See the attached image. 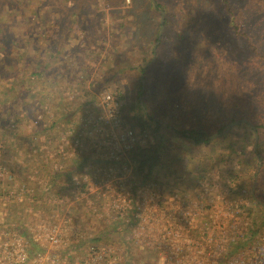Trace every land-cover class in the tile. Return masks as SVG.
Returning a JSON list of instances; mask_svg holds the SVG:
<instances>
[{"label": "rangeland", "instance_id": "374dc122", "mask_svg": "<svg viewBox=\"0 0 264 264\" xmlns=\"http://www.w3.org/2000/svg\"><path fill=\"white\" fill-rule=\"evenodd\" d=\"M93 3L101 5L103 13L99 17V14L93 12L95 16H89L91 20L81 21L83 30L91 29L98 23V19L103 27H108L107 14L111 10L127 11L130 9V0H125L124 6L115 7H106L101 4L100 0H93ZM56 4L57 0H32V5L26 9L24 16L19 17V21L17 19L13 21L14 17H9L3 8L0 14V25L13 36H8L7 39L10 45L5 53L7 59L5 65L13 64L17 69L12 74L13 77L19 74L17 77L19 84L12 87L16 105H11L12 100H10L8 107L0 106V113L4 109L11 108L14 111L13 114H16L21 104L19 98L22 97L21 95H26L30 87V93L37 101L40 100L41 105L43 104L36 116V120L42 121L38 125L49 130L47 137H42L41 133L36 132L35 124L33 126L28 124L24 128L21 123L20 144H14L16 148H13L12 141H9L5 146L8 150L17 151L18 154L17 156L11 154V161H0V166L5 167L12 175L11 181L0 180V242L4 234L15 231L27 242L28 251L31 249V244H36L44 253L38 255L40 256L38 260L31 261L30 264H84L91 247H98L106 252L113 250L122 263L148 264L150 258H153L152 253L145 247L135 245L127 239L129 234L127 217L124 216L121 219L119 216L117 219L112 215V208L117 210L111 195L120 193L118 184H115L121 181L120 178L127 182L131 190L153 186L152 189L161 193L165 200L173 194L193 197L202 191L205 180H216L221 184L229 206L238 207L242 212L244 226L245 224L252 226L253 222L260 225L264 212L255 206L252 198L258 175L257 159L253 157L255 143L252 141L249 128L243 123H239L240 126L235 124L230 128L235 135L222 142V149L215 147L216 152L209 148L194 146L187 139L163 126L158 133L149 131L145 141L136 146L132 153L120 155L122 163L110 165L113 167L105 164L107 161H114L115 157L109 158L108 150L103 145L100 136H96V139L88 136V128L92 126L91 121L102 115L105 97L109 96L113 101L115 99L105 91L106 84L101 85V92L104 96L96 93V85L102 83L107 70L102 64L103 54L97 56V54L85 53L86 43H94V34L79 35L73 38V41L69 38L58 55L47 49L51 47L50 42L53 39L42 40L47 41L44 42V46L35 40L43 35L40 30L43 21L41 14L47 17V22H44L46 27L52 26L49 23L50 19L59 20L64 28L70 24L69 7L72 4L70 3L69 6H57ZM49 8H52L53 18L48 15ZM138 9L139 7L131 13L137 17V21L139 20L137 36L142 50L136 53L142 51L145 53L150 48L148 46L145 49L148 43L145 39L147 31L152 28V19L141 14L139 16ZM35 10L39 13V17L34 16L33 11ZM55 11L59 13L55 14ZM173 20L177 23L175 31L184 34L185 29L180 28L182 25L178 22L179 18L175 17ZM192 29L191 34L186 37L187 41H178L167 47L168 50L162 54L163 60L168 62L170 56L173 55L172 52L183 57L190 49L194 53L203 52L206 49L211 53L220 54L219 49L202 45V37H200L202 31L198 32L201 33L199 35L196 31L199 30L197 26H193ZM13 31L14 34L11 33ZM132 33L130 31L126 34L128 40L122 39L120 43L123 46L112 51V54L120 57L127 48L125 44H132L133 40H130ZM51 35L53 34L49 33L50 38ZM27 38H34L35 41L32 44L29 43L33 47L27 44L28 48L23 51L19 46ZM178 43L180 45L177 49L175 46ZM125 52H123L124 59L131 64V55L126 57ZM137 57L141 59L143 55ZM86 58L91 61V64L87 63ZM202 60L203 57L198 58L193 55V60H189L188 65L184 63L185 65L178 66V77L184 82L187 79L192 80L188 78V69H195V79L189 83L190 87H187V95L191 98L199 94L194 86L200 89L199 82L206 85L204 82L209 81L203 71L206 63ZM19 61L22 62L19 63ZM172 62L173 60L168 63ZM43 67L47 69V72L42 76H36ZM208 67H210L208 72L212 74V78L218 76L217 80H219L221 75H219V70L215 69L214 64L210 62ZM6 71L4 66L0 67V73L3 74ZM132 77L125 74L128 83ZM200 95L205 98L208 96L205 93H200ZM225 105L221 103L222 110L226 109ZM64 119L67 122H64ZM206 122L212 125L211 119ZM69 127L76 129L73 130L74 134L77 131L75 137L77 136L78 139L73 141V145L63 137L69 131L66 130ZM214 131L215 129L210 128V132ZM7 133L12 135L14 131L8 129ZM29 133L35 136L33 144H37V148L34 146L33 152L31 150L30 153L26 149ZM60 133L61 137H59ZM136 133L139 135L140 132ZM76 140H78L77 147H75ZM66 143L70 145L69 149H65ZM226 147L232 149H225ZM77 154L83 155V158L78 160L75 156ZM154 159H156L155 163ZM125 168L128 173L122 175ZM110 169L114 170V174L109 172ZM93 170L104 177L110 175L113 184H108L106 187H92L85 184L84 177L79 173L86 175ZM229 174L236 176L237 181L233 180ZM217 177H219L218 180L215 179ZM75 178L79 179V184L76 183ZM22 187L25 190L18 197ZM65 187L69 191L64 192ZM62 191L63 195H61ZM247 212L251 213L252 219L249 218ZM258 228L260 230L257 229L254 239L264 237V229ZM50 237H55L58 243H53Z\"/></svg>", "mask_w": 264, "mask_h": 264}, {"label": "trees", "instance_id": "16d2710c", "mask_svg": "<svg viewBox=\"0 0 264 264\" xmlns=\"http://www.w3.org/2000/svg\"><path fill=\"white\" fill-rule=\"evenodd\" d=\"M262 1L264 0H130L129 10H111L107 14L108 27H103L98 19V23L91 29L83 30L81 21L91 20L89 16H95L94 13L99 14L100 17L103 13L101 5L93 3V0H57V6L72 4L69 7L70 24L64 28L59 20L50 19L49 23L52 26L46 27L47 17L45 14H41L43 21L40 30L43 35L40 37L38 35V39L35 38V40H38L37 42L43 46L45 41L42 40H55L50 42L51 47L47 49L58 55L69 38L73 41V38L79 35L94 34V43L88 42L89 45L86 43L85 53L97 54V56L103 54L102 64L107 70L102 83L96 85V93L103 95L101 85H107L105 91L115 99V103L118 105L120 119L118 130H129L134 133L139 131L140 136L136 133L137 146L145 141L149 131L158 133L159 129L164 126L174 134L187 139L194 146L209 148L216 152L215 147L222 149V142L235 135L230 128L235 124L238 126L239 123H243L249 128L252 141L255 143L253 157L257 159L258 163V175L252 198L255 206L264 212V2L261 3ZM100 2L106 7H115L124 6L125 0H100ZM29 5H32V0H0V14L3 8L9 17H14L13 21L16 19L19 21V17L25 15ZM137 7H139V16L141 14L152 19V28L147 31L145 39L148 41L145 49L148 46L150 48L145 53H143L144 51L136 53V51L142 50L137 36L139 20L137 21V17L131 14ZM37 10L33 11L35 17H39ZM48 10H50L48 15L53 18L52 8ZM57 13L59 12L55 11V14ZM59 16L61 17V15ZM175 17L179 18L178 22L182 25L180 28L185 29L184 34L175 31L177 30L175 28L177 23L173 20ZM193 26L199 28L196 30L197 33L202 31V35L198 33L202 37V45L210 48L215 47L219 49L220 54L217 55L204 49L203 52H197L201 54L199 55L191 52L190 49L191 51L189 50L183 57L172 52L173 55L168 61L173 60L172 63L163 60L162 54L168 50L167 47L178 41H187L186 37L191 34V30L193 31ZM130 31L133 32L130 38L133 40L132 44H125L127 48L123 51H126V57L131 55V64H128V61L124 59L123 52L118 58L112 54V51L123 46L120 41L128 40L126 34ZM11 33L14 34V31ZM49 33L53 34L51 38ZM8 36L13 37L0 25V67L4 66V70H7L3 74L0 73V106L2 108H4L3 106L8 107L10 100H12V102L10 101L11 105H16L12 87L19 84L17 81L19 74L16 77L12 75L17 69L13 64L5 65L7 61L5 53L10 45L7 40ZM35 40L27 38L22 45L18 46L24 51L28 48L27 44H32ZM179 45L180 43L176 44L175 48L178 49ZM34 50L36 51V47ZM139 55H143V57L140 59L137 57ZM193 55L198 58L203 57L202 62L206 63L203 66V71L209 81L208 83L204 82L206 85L199 82L200 89L194 86L199 94L191 98L190 95H187V87L195 79V69H188V78L192 80L188 81L187 79L186 82L179 79L177 70L178 66L185 65L184 63L188 65V61L193 60ZM86 60L88 61L87 58ZM21 62L19 61V63ZM210 62L214 64L215 69L219 70V75H221L219 80H217L218 76L212 78V74L208 72ZM87 63L91 64V61ZM198 68L201 67L198 66ZM46 70L43 67L36 76L44 75ZM126 73L133 76L130 83L125 79ZM30 91L31 88L28 87V93L20 96L21 104L16 114H13L14 111L11 108L4 109L0 113V161H11V154L17 156V151L8 150L5 146L9 141H12L13 146L20 144L21 123L24 128L28 124L31 126L35 124L36 132L41 133L42 137H47L49 130L39 127L40 120H36L37 112L43 104L41 105L40 100L37 101ZM200 93L208 94V96L205 98ZM221 103L226 104L225 110H222ZM210 119L211 126L206 122ZM64 122L67 120L64 119ZM210 128L215 131L210 132ZM8 129L14 131V134H8ZM66 130L69 131L63 137L73 145V141L78 139L77 136L75 137L77 131L74 134L73 130L76 129L71 127ZM61 136L60 133L59 137ZM34 137L31 133L27 136L26 149L29 151L28 153L37 145L33 144ZM254 138L256 139L254 140ZM31 142L32 144H30ZM69 148L70 145L66 143L65 149ZM225 149L231 150L232 148L226 147ZM154 151L157 152V149L154 148ZM79 154L75 155L78 160L83 158V155ZM155 161L156 159L153 160L154 163ZM120 163H122L120 157L117 160L105 162L108 166ZM229 175L232 176V174ZM232 178L237 181L236 176H232ZM67 191L69 190L65 187L64 192ZM63 194L62 191L61 195ZM247 214L252 219L251 213L247 212ZM258 227L264 229V217L260 225L253 222L246 240L233 245L232 251L247 252L253 245L257 229L260 230ZM42 253L44 252L36 244H31L30 259H35ZM148 264H154L153 258H150Z\"/></svg>", "mask_w": 264, "mask_h": 264}, {"label": "built area", "instance_id": "2783aa9c", "mask_svg": "<svg viewBox=\"0 0 264 264\" xmlns=\"http://www.w3.org/2000/svg\"><path fill=\"white\" fill-rule=\"evenodd\" d=\"M104 103L102 115L94 119L97 121H91L88 136L93 139L100 136L109 158L115 157L117 160L120 155L135 150L138 138L132 131L118 130L120 119L117 103L109 96L105 97ZM77 144L78 140L75 147ZM109 172L114 174L113 169ZM127 173L125 168L122 175ZM79 174L88 186L106 187L113 184L110 175L104 177L94 170L88 175ZM4 179L11 181L12 175L0 166V180ZM120 179L115 183L120 193L111 195L117 210L112 208V215L117 219L119 216L121 219L127 217V239L148 249L154 264H264V237H256L247 252L232 251L233 245L246 240L251 225L244 226L242 212L238 207L229 206L228 198L216 180H205L202 191L193 197L173 194L165 200L161 193L152 189L153 186L131 190L127 182ZM75 180L79 184V179ZM24 190V187L20 189L18 197ZM50 239L58 243L55 237ZM26 245L27 242L19 233L11 231L4 234L0 242V264H30L31 261H37L40 256L30 259ZM84 264L124 263L113 250L106 252L91 247Z\"/></svg>", "mask_w": 264, "mask_h": 264}, {"label": "crops", "instance_id": "0c3cea01", "mask_svg": "<svg viewBox=\"0 0 264 264\" xmlns=\"http://www.w3.org/2000/svg\"><path fill=\"white\" fill-rule=\"evenodd\" d=\"M13 148H16L15 146H13Z\"/></svg>", "mask_w": 264, "mask_h": 264}]
</instances>
